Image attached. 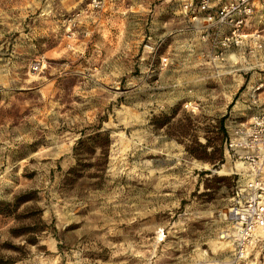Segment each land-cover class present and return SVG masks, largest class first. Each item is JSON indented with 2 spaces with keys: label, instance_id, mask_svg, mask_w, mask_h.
I'll return each instance as SVG.
<instances>
[{
  "label": "rangeland",
  "instance_id": "374dc122",
  "mask_svg": "<svg viewBox=\"0 0 264 264\" xmlns=\"http://www.w3.org/2000/svg\"><path fill=\"white\" fill-rule=\"evenodd\" d=\"M22 1L37 11L0 0V199L35 198L0 218L9 264H264V236L242 253L220 236L241 174L223 156L224 126L260 108L246 106L264 75V8L254 67L243 55L215 72L187 55L186 23L151 10L103 4L75 18L82 0L58 1L50 33L33 36L9 26ZM172 38L180 55L161 66ZM205 138L213 162L187 152Z\"/></svg>",
  "mask_w": 264,
  "mask_h": 264
},
{
  "label": "built area",
  "instance_id": "2783aa9c",
  "mask_svg": "<svg viewBox=\"0 0 264 264\" xmlns=\"http://www.w3.org/2000/svg\"><path fill=\"white\" fill-rule=\"evenodd\" d=\"M83 7L75 13V18L102 8L104 0H82ZM264 5V0H184L182 5L191 19L200 18V39L210 40L212 51L204 64L215 72L237 63L238 51L244 45L248 51L246 39L252 42L253 48H259V32L252 28V19ZM202 13V14H200ZM73 19H67L64 27L66 34L71 33ZM215 27L214 32L210 28ZM252 30L247 33L246 29ZM148 53H153L152 45L144 44ZM239 55V54H238ZM159 64H170L168 56H159ZM40 60L35 59L32 71L40 67ZM209 68V69H210ZM248 94L251 107H262L246 121L229 120L225 127L223 156L238 164L241 172L236 179V188L232 195V204L228 208L229 226L221 233L235 252L242 253L264 236V85L260 82L251 88ZM262 102L259 103V94ZM194 111L197 107H191ZM231 174H238L232 172ZM239 175V174H238Z\"/></svg>",
  "mask_w": 264,
  "mask_h": 264
},
{
  "label": "crops",
  "instance_id": "0c3cea01",
  "mask_svg": "<svg viewBox=\"0 0 264 264\" xmlns=\"http://www.w3.org/2000/svg\"><path fill=\"white\" fill-rule=\"evenodd\" d=\"M29 1H34V4L31 5L29 8H36L37 11H32L28 8L25 7L24 2H19V4H22V7L19 8L17 13L13 14V17H17L18 20L15 22L10 23V27L13 28L15 26H19V24H24L27 26L28 31H30V34L33 36L39 35V36H45L46 35V29L48 30V33H50L51 30V23H52V17H53V7L57 5V2L59 1V7H68L70 8L74 4L78 3L80 0H29ZM122 3L124 10H131V9H139L141 11L146 10V11H152L155 17H157L156 21H158V24H169L173 22H180V23H186V31L188 32L190 43L188 44V53L187 55H194L197 63L200 61L199 65L200 66H205L206 68L207 65L204 64L205 59L208 58V54L212 51L210 40L208 39L207 41L203 42L200 39V28H201V23H200V18H195V20L191 19L190 13L186 14L183 10V3L184 0H104V7L106 8H114L117 6H120ZM55 4V6H54ZM33 12L32 15H30ZM130 12V11H128ZM29 14V15H28ZM202 14V13H200ZM26 18V20H25ZM258 23V18L253 17L252 19V28H254V25ZM181 25V24H180ZM6 28L3 29V32L6 31ZM185 27V24H184ZM9 28V27H8ZM215 27L210 28V32L215 31ZM252 29L249 27L246 29L245 32L249 33ZM184 32V31H183ZM171 34L174 33V31L170 32ZM42 34V35H41ZM172 52L167 51L165 53L170 62L176 58V56L180 55L178 54V49L174 46V39L172 38ZM248 43V51H244V45L241 47V51H238L239 55L237 54V61L241 58H243V55H247L248 61L250 62V65L248 68L254 67L255 63L257 62V53L258 49L253 48L252 42L248 39L246 41ZM180 48V47H179ZM185 50V49H184ZM235 69L236 71H240L238 68ZM210 68V67H209ZM208 68V69H209ZM210 70H212L210 68ZM249 70V69H247ZM227 71L226 73H228ZM264 76L261 73H257V77L254 79L249 80V83H264L260 81V77ZM258 80V81H256ZM259 103H261L263 100L259 96ZM261 100V101H260ZM248 107V105L246 106ZM250 108V107H249ZM252 108V107H251ZM250 108V109H251ZM253 109V108H252ZM262 107L258 108L255 112L260 111ZM243 114V112L241 113ZM238 166L234 165L233 167L236 168Z\"/></svg>",
  "mask_w": 264,
  "mask_h": 264
},
{
  "label": "trees",
  "instance_id": "16d2710c",
  "mask_svg": "<svg viewBox=\"0 0 264 264\" xmlns=\"http://www.w3.org/2000/svg\"><path fill=\"white\" fill-rule=\"evenodd\" d=\"M81 135H82V132H81ZM81 143H82V139H81V137H78L72 146V151H73L74 156H77V153H76L77 147ZM107 144H108V140L106 138L105 146H107ZM193 144H194V146H191L187 149V152L191 156L196 157V158H204L205 160H208L209 162H213L212 161L213 157H210L209 155H207V153L205 151L206 147L208 146V140L207 139H206V142L204 144L196 143L193 140ZM217 156H218L217 160H219L221 158L220 157V151L218 152ZM72 170H73V167L68 172H70ZM203 172L206 173V171H203ZM34 198H35V193L33 190H25V191H21L17 194H14L10 201L0 199V218L10 217V216H13V218L14 217L16 218L18 216V213H16L17 209L23 203L30 201V200H33ZM11 231H12V233L21 234V233H24L28 230H26V228H13V230H11ZM25 241H27L29 243H33V242H35V237L27 236L25 238ZM7 245L8 244L6 242H0V248L8 247ZM12 261H14L13 256H4L3 254L0 253V264H9Z\"/></svg>",
  "mask_w": 264,
  "mask_h": 264
},
{
  "label": "bare ground",
  "instance_id": "6f19581e",
  "mask_svg": "<svg viewBox=\"0 0 264 264\" xmlns=\"http://www.w3.org/2000/svg\"><path fill=\"white\" fill-rule=\"evenodd\" d=\"M236 165H237V164H236ZM222 167H223V170L226 169V165H225V164H224ZM220 236H221V235H220Z\"/></svg>",
  "mask_w": 264,
  "mask_h": 264
}]
</instances>
